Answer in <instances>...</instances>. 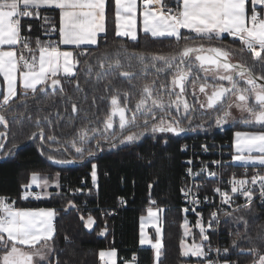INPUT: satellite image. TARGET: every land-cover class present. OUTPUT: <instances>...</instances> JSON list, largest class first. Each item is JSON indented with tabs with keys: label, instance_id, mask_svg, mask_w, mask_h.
Returning <instances> with one entry per match:
<instances>
[{
	"label": "snow or ice",
	"instance_id": "obj_1",
	"mask_svg": "<svg viewBox=\"0 0 264 264\" xmlns=\"http://www.w3.org/2000/svg\"><path fill=\"white\" fill-rule=\"evenodd\" d=\"M114 3L116 35L136 40L137 0H114ZM143 8V31L153 38H173L177 46L170 52H129L123 46L99 55L68 50V46L80 49L84 45H97L98 35L106 34V0H0V78L4 86L0 89V125L5 129L0 131V139L7 138L9 115L21 123L25 118L32 120L26 99L29 91L35 99L38 92L46 95L49 89L53 92L59 90L62 98L71 104L72 113L80 111L77 101L64 92L62 78L71 82L81 63L79 57L83 55H90L91 59L96 60L95 65L91 60L83 63L84 71L89 74L93 68L98 69L95 72L97 81L114 72L116 78L123 77L130 88L135 87L131 81L138 76L143 77L145 82L137 89L138 99L133 102L131 92L120 91L109 80L104 85L105 95L92 97V106L96 105L97 99L108 101L109 110L103 118L96 116L94 121L89 119V124L96 123L102 127L75 128L74 122H70L74 127L73 136L63 143L55 133L45 135L41 123L51 124L52 121L49 116L38 113L35 119L37 131L31 132L28 139L38 137L41 141L52 142L47 144L49 150H52V144H58L64 151L74 149L81 157L85 153L92 155L90 141L97 139V134L107 140L105 133L115 138L114 129L119 130L121 143L140 140L149 131L178 135L185 131L181 127V116L186 119L195 110L196 104L201 109L219 113L215 119L217 125L226 123L232 115V109H237L244 124L260 125L264 129V0H174V6H168L164 0H143ZM48 9L58 10V26L51 23L48 15H42L41 10ZM25 18L42 19L40 27L44 28L45 34L56 32L58 39L42 41L39 36L33 38L25 35ZM32 27V24L27 25L26 31L29 34ZM182 30H187L189 35H183ZM225 33L236 38L240 47L231 48L212 43L221 40ZM197 38L202 42L197 43ZM181 41H184L182 46ZM203 41H207V44ZM245 51L260 64V74L244 62H233L235 54L243 55ZM149 69L157 74L151 80L146 76ZM161 74L170 78L160 81ZM18 84L25 90L22 94L18 93ZM74 87L77 91H83L78 80ZM198 94H203L205 99L201 101ZM189 95L193 97L194 103L189 102ZM21 107L23 111L18 110ZM173 111L176 116L172 115ZM117 117L118 120L114 119ZM85 118H88L87 112ZM132 128L139 130L131 131ZM234 135L237 154L233 155L232 160L264 166V130L237 131ZM4 147L0 142V149ZM44 150L41 147L42 153ZM47 158L59 164L74 162L57 159L54 155ZM91 167L95 181L97 166L92 164ZM188 172L191 173V169ZM59 175L56 173L57 177ZM257 182L260 184V197L264 198V175L257 173L251 177L253 185ZM230 183L232 193H241L246 198V203L237 206L236 210L250 209L254 193L245 187L249 180L234 177ZM48 184L47 179L41 180L40 173H31L30 182L22 185L25 189L23 199H28L29 195L41 199V193H30L27 189L32 185L46 188ZM181 191L184 192L183 189ZM190 191L184 194L187 196ZM214 191L220 193L225 204L232 203V197L227 191L218 187ZM48 195L47 192L43 193V196ZM192 203H199V200L195 199ZM69 205L74 206L71 201ZM148 213L149 217L156 216L151 208ZM197 215L201 216L199 213ZM217 216L216 211L210 213L208 228L212 227ZM55 217L56 212L52 208L16 207L14 201L9 202L0 197V264H51L48 259V242L55 234ZM237 219L247 226L243 216ZM94 223V218L89 215L85 227L91 229ZM187 224L185 220V235L189 234ZM196 226L200 229L201 243L193 242L185 246L182 240V254L207 258L203 241L209 237L202 217L197 220ZM141 228L143 230V224ZM160 233L161 229L157 227L158 238L155 243L143 235L140 240L141 244H150L155 249L157 258L161 254ZM235 236L237 239L233 240L232 247H238V241L245 239L246 230L245 233L237 231ZM257 238L264 243V236L260 233H257ZM241 251L253 257L250 264H264V251L260 247L253 246ZM223 252L228 253L229 248L225 247ZM115 256L114 249L99 252L105 264H116ZM207 264L220 262L207 259ZM222 264H229V261L224 259Z\"/></svg>",
	"mask_w": 264,
	"mask_h": 264
},
{
	"label": "trees",
	"instance_id": "obj_2",
	"mask_svg": "<svg viewBox=\"0 0 264 264\" xmlns=\"http://www.w3.org/2000/svg\"><path fill=\"white\" fill-rule=\"evenodd\" d=\"M164 2L168 6L172 4V0ZM41 11L42 15L50 17L52 24L58 26V10ZM23 23L25 35H31L33 38L39 36L42 41L47 40L44 28L40 27L43 24L42 19L25 18ZM28 24L33 26L30 34L26 31ZM182 34L189 35L188 32ZM55 37H58V33ZM196 42L202 41L197 38ZM183 43L184 41H181L180 45ZM212 43L231 48L240 47L239 41L230 37ZM119 46H123L129 52L168 53L177 45L173 38H153L148 34H141L135 41L118 37L115 28L114 0H108L106 34L100 37L95 47H89L86 51L99 55L115 50ZM234 57L252 67L255 73L262 72L260 64L254 61L249 52L245 51L243 55L237 53ZM79 59L81 63L78 65L75 81L74 78L71 82L62 79L65 81L64 91L68 94L79 92L74 87L77 80L80 88L84 86V80L80 76L84 68L83 62L91 60V63H96L90 55L80 56ZM31 97L26 98L27 107L31 110V121L25 118L21 123L9 115L8 142L3 155L12 146L27 142L31 132L37 131L35 119L38 113L41 116H49L52 121L51 124L41 123L45 135L55 133L63 143L73 136L74 127L70 122H74L75 128L100 127L96 123L90 125L89 119L94 121L96 116L103 118L109 110L105 105L104 108L99 105L98 100L96 105L92 106V98L88 100L73 98L75 101L78 100L80 108V111L74 114L71 111V104L63 98ZM65 108L68 109L67 112L64 111ZM18 110L24 109L21 107ZM86 112L91 115L87 119ZM238 127L264 130L261 126L229 125L223 129L226 132L224 136L230 142L234 130ZM218 128L215 120H212L209 124L193 126L188 133L213 131ZM4 130L3 125H0V131ZM181 138L182 136L175 134L144 136L118 148L108 149L102 156L84 164L62 166L47 158L49 155L59 156V152H50L47 149V144L52 142L44 141L45 145H42L37 137L26 147L13 151L7 159L0 160V197L9 202L14 201L16 206L21 208L56 210V232L49 241L52 245L48 257L51 264H105L99 257V251L107 249L117 251V264H124L134 255L138 256L139 264H152L153 250L140 245V218L150 207L164 209L163 255L159 264H204L203 258L186 257L181 249V241L184 239L183 222L187 216L180 206L181 178L185 171L182 159L186 156L179 148ZM41 147L45 148L43 153ZM52 148H59V145L52 144ZM92 164L97 165L96 191L92 189ZM33 172L47 174L50 180L57 179L59 186L52 191L49 198L33 201L23 199L22 185L29 182ZM56 173H60L59 177ZM120 200H125L126 205L120 204ZM70 201L74 206L69 205ZM83 201H86L88 206L78 209L77 206H82ZM89 215L95 219L91 229L85 227V218ZM241 216L247 220L246 227L237 219ZM237 218L234 221L235 226L241 233H245L246 230V237L238 241V247L231 246L232 256L236 264H250L253 257L241 249L258 246L264 251V243L257 238V233L264 236V209L252 206L250 209L239 211ZM195 234L198 236L196 239L200 240V233L196 230Z\"/></svg>",
	"mask_w": 264,
	"mask_h": 264
},
{
	"label": "built area",
	"instance_id": "obj_3",
	"mask_svg": "<svg viewBox=\"0 0 264 264\" xmlns=\"http://www.w3.org/2000/svg\"><path fill=\"white\" fill-rule=\"evenodd\" d=\"M171 6H174L172 0ZM56 32H52L47 36V40H54ZM24 90H20L22 94ZM22 96V95H21ZM219 128L213 131L206 132H190L182 133L179 148L186 156L182 159L185 165V171L181 178V189L184 192L190 191L189 195L180 192L181 209H188L184 211L191 223L195 225L197 220L202 217V222L206 228V235L209 239L204 241L207 258H203L204 264H207V259L219 261L222 264L224 259L229 261V264H236L232 256L231 246L234 239H237L235 233L240 232L239 228L235 226L239 211L237 206H242L246 203V198L241 193H232V184L230 181L235 179H248L249 183L245 186L253 190L252 206H258L264 209V198L260 197V184L251 183V177L259 173L264 175V170L258 167L240 166L232 160V141L226 138V132L223 128L227 127L223 124L218 125ZM187 133V134H186ZM220 135L221 137H218ZM191 169V173L188 172ZM215 173V175H209ZM97 177L93 181V190H97ZM220 188L222 191H227L232 197V203L225 204L220 193L214 191L215 188ZM30 193H40L38 190L28 191ZM207 197V199H205ZM198 199L199 203H192L193 200ZM25 200H37L33 195H29ZM40 200V199H39ZM120 204L126 205L125 200H120ZM88 206L86 201H83L82 206H77L78 209L86 208ZM195 209V211H193ZM216 211L218 216L212 223V227L208 228L207 223L210 220V213ZM197 213L201 214L198 217ZM225 213H231L226 215ZM55 224V223H54ZM56 226V224H55ZM229 248L228 253H224L223 249ZM217 249H220L217 252ZM135 264H139L138 256L134 255Z\"/></svg>",
	"mask_w": 264,
	"mask_h": 264
},
{
	"label": "flooded vegetation",
	"instance_id": "obj_4",
	"mask_svg": "<svg viewBox=\"0 0 264 264\" xmlns=\"http://www.w3.org/2000/svg\"><path fill=\"white\" fill-rule=\"evenodd\" d=\"M233 62H241V61L236 59L233 56ZM92 64L95 65L96 63H92ZM84 69H85V65H84V68H83L82 72L80 73V76H82V78L84 80V86L81 87V89H83V91H79V92L74 93V94H68L66 91H64L65 93L70 95L72 98H84V100H88L89 98H92L94 95L96 97H100L102 95H105V87H104V85L109 80H112L114 85L116 86V88L119 89L120 91H129V92H131L132 93V99H133V102H134L135 99H138V96H136L137 89L142 85V83L145 82L143 77L138 76V77H136L135 79H133L131 81V84L134 85L135 87L134 88H130L129 87V83L123 77L116 78V73H114V72L106 75L104 77V79H102L100 81H97L96 76H95V72L98 69L93 68V71H92L91 74L85 72ZM146 76H147L148 80H151V79L155 78L157 76V74H156V72L154 70L149 69V71L147 72ZM166 78H170V77H166L164 74H161L159 76V80L160 81H164ZM74 81H75V78H74ZM64 82L65 81L62 80L63 89L65 88ZM68 82H69V80H68ZM198 95H199V98H200L201 101H203L205 99L203 94H198ZM31 98H33V97H31ZM35 98H62V96H61V93L59 92V90H57L56 92H53L51 89H49L46 95L45 94H41V93L38 92L36 94ZM97 100L99 101V105H101L103 108H104L103 105H105V107L108 108V101H101L99 99H97ZM188 100H189L190 103H194L193 97L191 95L188 96ZM218 114L219 113H217L216 111H213V110L201 109L199 107V105L196 104L195 105V110L190 112L186 119L183 118V116H181V127H183L185 129L184 132H186V131L190 130L193 126L209 124V122H211L212 120L214 121L216 119V116ZM172 115L176 116L177 114L173 111ZM90 116H91L90 114H87V117H90ZM114 119L118 120V117L114 118ZM142 119L143 118H141V120ZM227 120H230V122H232L231 125H234V126H245V127L246 126H260V125H246V124H244L242 116H241V113L237 109H232V115ZM90 125H93V124H90ZM100 127H102V125H100ZM88 128H92V126H89ZM138 130L139 129H136V128H132L131 129V131H138ZM113 131H115V133H116L115 138H113L112 135H109V134L105 133L104 135H107V137H108L107 140L103 139L100 134H97V139H92L90 141V146H91L90 150L92 152V155H88L87 153H85L81 157V156H79L78 154L75 153L74 149H69V151H64V150L61 151L59 148H52V150H49V149L48 150L50 152H59V156L57 157V159L73 160L74 162L71 163V164H74V165H76V164H84L87 161L94 160V159L102 156L103 153L105 151H107L108 149H114V148H118V147H120L122 145H125V144H122L120 142L121 141V136L119 135V130L118 129H114ZM184 132H182V133H184ZM182 133H180V134H182ZM164 134H173V133H151L149 131L148 133L145 134V136H149V135H164ZM180 134H178V135H180ZM175 135H177V134H175ZM7 137H8V135H7ZM97 140H99V144L97 143ZM0 142H2L4 144L5 139H0ZM42 145H45V142ZM5 150H6V144H5L4 150L1 153V158H5L6 157L8 151L5 153V155H3Z\"/></svg>",
	"mask_w": 264,
	"mask_h": 264
},
{
	"label": "crops",
	"instance_id": "obj_5",
	"mask_svg": "<svg viewBox=\"0 0 264 264\" xmlns=\"http://www.w3.org/2000/svg\"><path fill=\"white\" fill-rule=\"evenodd\" d=\"M107 4H108V0H106V16H107ZM257 7H259V6H257ZM114 9H115V3H114ZM143 10H144V8H143V0H137V21H138V23H137V39L136 40H138L139 39V37H140V35L141 34H146L144 31H143V24H142V12H143ZM106 29H107V20H106ZM184 32H188L187 30H182V33H184ZM103 35H105L104 33H102V34H99L98 35V37H97V40H98V42H99V39H100V37L101 36H103ZM148 35H150V34H148ZM118 37H121V38H124V39H128V40H130V41H135V40H133V39H131L130 37H127V36H123V35H121V36H118ZM225 37H230V38H232L233 40H236V41H238L236 38H234V37H232V36H230L229 34H227V33H225V34H222V38H225ZM58 39V37L56 38H54V40H57ZM96 45H84V46H81V48L80 49H74V48H72L71 46H68V50H74V51H78V52H83V51H86V49L87 48H89V47H95ZM77 68H78V66H77ZM63 79V78H62ZM0 82H1V85H2V88L4 87L3 86V84H2V78H0ZM20 90H24L23 88H22V86H19V84H18V93H19V91ZM25 91V90H24ZM28 96H32L31 95V93H30V91H29V95ZM23 97V96H22ZM237 131H258V129H249V128H243V127H238V128H236L235 130H234V132H233V134H232V157H233V155H236L237 153H236V151H235V147H234V142H235V132H237ZM253 155H256V153H253ZM235 164H237V165H240V166H250V167H258V168H264V166H261V165H259V164H252V163H245V162H242V161H233ZM44 175H47V174H44ZM48 178V177H47ZM58 182V181H57ZM52 186H50V188H51ZM49 188V189H50ZM49 192V194L50 195H48V196H45V197H43L42 196V198L41 199H47V198H49L51 195H52V192L51 191H48ZM41 193V192H40ZM15 206H16V204H15ZM16 207H18V206H16ZM151 208V207H150ZM32 209H36V208H32ZM53 209V208H52ZM149 209V208H148ZM148 209H147V211H146V213L144 214V215H146L147 214V212H148ZM162 210H163V212H162V216H161V218H160V222H159V226H160V229H161V240H162V244H161V252H162V255H163V232H164V217H163V213H164V209L163 208H161ZM55 210V209H54ZM55 212H56V210H55ZM144 215H142L141 216V218L144 216ZM56 217H57V212H56ZM56 217H55V220H54V223L56 222ZM187 217V216H186ZM185 217V218H186ZM141 218H140V240H141V233H142V228H141V225H142V223H141ZM189 219V218H188ZM185 220V219H184ZM189 221H190V219H189ZM190 223H191V221H190ZM94 225V224H93ZM158 226V227H159ZM191 226H192V223H191ZM145 227H146V230H148L149 232H152L153 233V235H154V237L157 235V228H156V226L153 224V223H148L147 225H145ZM192 230H194V236H195V239L198 237L197 236V234H195V231L197 230L199 233H200V231L196 228V227H193L192 226ZM55 232H56V227H55ZM55 235V234H54ZM153 237V238H154ZM197 240V239H196ZM140 245L142 246V247H145V248H150V247H152L150 244H141L140 243ZM152 249V248H151ZM182 249V248H181ZM108 250V249H107ZM115 250V249H114ZM101 251V250H100ZM99 251V252H100ZM103 251H105V250H103ZM116 251V250H115ZM154 251V250H153ZM185 256V255H184ZM162 257V256H161ZM161 257L159 258V260L161 259ZM191 257H193V256H191ZM194 258H199V257H194ZM139 260V259H138ZM115 261H116V264H117V262H118V253H117V251H116V257H115ZM104 262V261H103ZM126 262H128V264H135V261H134V259H133V257H132V259L131 260H129V261H126ZM126 262L124 263V264H126ZM105 263V262H104ZM152 264H154V253H153V263ZM158 264H159V261H158Z\"/></svg>",
	"mask_w": 264,
	"mask_h": 264
},
{
	"label": "rangeland",
	"instance_id": "obj_6",
	"mask_svg": "<svg viewBox=\"0 0 264 264\" xmlns=\"http://www.w3.org/2000/svg\"><path fill=\"white\" fill-rule=\"evenodd\" d=\"M231 123L232 122H230V120H227V122L223 123V125L228 127L229 125H231ZM127 143H130V142H125V143H122V144H127ZM96 173H97V168H96ZM30 177H31V175H30ZM40 177H41V180L47 179L49 181L48 186L46 188H41V187H38L36 185H32L31 188L27 189V191L38 190V191L41 192V194L43 196L44 192L49 193L48 191L52 192L54 189L58 188L57 179L50 180L48 175H44V174H41V173H40ZM96 177H97V175H96ZM29 182H30V178H29ZM50 186H52V187L50 188ZM24 193H25V189L22 192V196H24ZM43 197H45V196H43ZM151 209L153 210V212L156 213V216L155 217H149V213L147 212V214L142 217L143 219L141 218V223L143 224V230H142L141 236L143 235V237L145 239H151L153 241V243H155V240L158 238L157 235L154 237L152 232H149L148 230H146L145 225H147L148 223H153L156 226V228H157L159 226V222H160V218L162 216L163 210L160 207H151ZM87 218L88 217L85 218V222L87 221ZM185 220H187V222H188L187 226H188V230H189V234L185 235V228L183 227V230H184V239H183V241L185 242V246H190L193 242L201 243V238H200V240H196L195 236H194V230H192V226H193V227H196L200 231L199 227H197L196 224L195 225L192 224V226H191V223H190L188 217H186ZM185 220L183 222V225L185 223ZM159 228H160V226H159ZM159 238L162 239L161 238V233H160V237ZM203 243H204V241H203ZM48 244H49V249H50L49 250V255H50V253L52 251V245H51L50 242H48ZM150 248H152V247H150ZM109 250H113V249H108V250H105V251H109ZM152 250H154L153 251V253H154V264H158L159 258L162 256V252H161L162 250H160L161 254H160L159 258H157L156 255H155V249L152 248ZM49 255H48V257H49ZM115 257H114V259H115ZM186 257H191V255L189 254Z\"/></svg>",
	"mask_w": 264,
	"mask_h": 264
},
{
	"label": "water",
	"instance_id": "obj_7",
	"mask_svg": "<svg viewBox=\"0 0 264 264\" xmlns=\"http://www.w3.org/2000/svg\"><path fill=\"white\" fill-rule=\"evenodd\" d=\"M0 89H2L1 82H0ZM180 135H181V134H180ZM36 138H37V137H36ZM36 138L29 139V140H28L27 142H25L24 144L16 145L15 147L12 146V147L8 150L7 155H6L5 158H1V153H2V151L4 150V148H3V149H0V160H5V159L10 155V153H11L12 151H14V150H16V149H20V148L26 147L29 143H31L32 141H34ZM7 142H8V137L5 139L4 145L7 144ZM41 143L44 144V141H41ZM53 151H54V150H53ZM56 164H59V163H56ZM59 165H62V166H72V165H74V164H71V163H70V164H59Z\"/></svg>",
	"mask_w": 264,
	"mask_h": 264
}]
</instances>
